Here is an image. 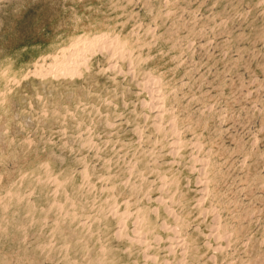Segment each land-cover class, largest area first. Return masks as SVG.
Here are the masks:
<instances>
[{
	"label": "rangeland",
	"instance_id": "obj_1",
	"mask_svg": "<svg viewBox=\"0 0 264 264\" xmlns=\"http://www.w3.org/2000/svg\"><path fill=\"white\" fill-rule=\"evenodd\" d=\"M0 264H264V0H0Z\"/></svg>",
	"mask_w": 264,
	"mask_h": 264
}]
</instances>
